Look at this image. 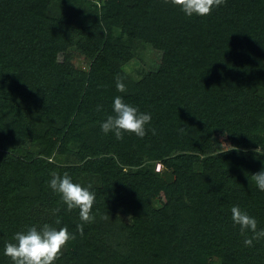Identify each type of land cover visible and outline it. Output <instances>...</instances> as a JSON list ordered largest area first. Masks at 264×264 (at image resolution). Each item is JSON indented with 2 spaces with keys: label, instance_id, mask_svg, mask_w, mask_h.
Returning a JSON list of instances; mask_svg holds the SVG:
<instances>
[{
  "label": "trees",
  "instance_id": "1",
  "mask_svg": "<svg viewBox=\"0 0 264 264\" xmlns=\"http://www.w3.org/2000/svg\"><path fill=\"white\" fill-rule=\"evenodd\" d=\"M97 2L0 0V264L15 233L45 223L76 234L55 264H264V239L245 247L231 219L238 204L264 229L252 180L264 169V0L191 18L164 0ZM143 45L161 59L133 78L123 66ZM117 96L151 113L156 134H104ZM225 128L234 145L216 151ZM151 153L164 173L144 169ZM54 172L95 193L83 236Z\"/></svg>",
  "mask_w": 264,
  "mask_h": 264
},
{
  "label": "clouds",
  "instance_id": "2",
  "mask_svg": "<svg viewBox=\"0 0 264 264\" xmlns=\"http://www.w3.org/2000/svg\"><path fill=\"white\" fill-rule=\"evenodd\" d=\"M93 2L97 7H101L97 0H93ZM164 2H170L174 7L179 8L186 17L191 18L193 16H209L215 8L224 5L226 0H164ZM122 80V77H116V89L121 93L126 91ZM97 110H99V106ZM112 110L113 115L107 116L100 125L104 134L112 133L117 140H122L126 133L134 134L141 139L146 136L149 130L152 135L156 134L155 128L147 127L152 119L151 113L140 112L137 107L126 103L121 96L114 98ZM252 180L257 188L264 192V169L253 174ZM49 187L60 195L68 211L79 209L81 223L76 226V233L83 236L84 224H91L95 221V215L92 213L95 193L89 190L91 185L82 187L79 183H74L67 172L62 176L54 172ZM58 211V208L53 210V214ZM109 218V215L103 217V219ZM231 219L234 226L239 227L245 247H252L253 241L264 239V229L258 230L257 220L246 210L241 209L238 204L231 208ZM55 223L59 224V219ZM75 239L76 234L70 232L67 227L57 229L45 223L40 227L32 226L26 231L15 233L13 242L5 244L4 255L11 260L12 264H54L62 255L65 246Z\"/></svg>",
  "mask_w": 264,
  "mask_h": 264
},
{
  "label": "rangeland",
  "instance_id": "3",
  "mask_svg": "<svg viewBox=\"0 0 264 264\" xmlns=\"http://www.w3.org/2000/svg\"><path fill=\"white\" fill-rule=\"evenodd\" d=\"M100 1H107V0H100ZM119 29L115 30V34L119 36ZM70 54V63L72 65H74L75 67H77L78 69H82V70H87L88 64L90 62V59L87 58L84 53L82 52H78L74 49H71L69 51ZM138 54L134 55L131 60L125 64L123 66V70L130 76H132L133 78L137 77V72L139 71V69L141 67H146L147 69H153V67L155 66V64H158L160 59H161V52L157 51L147 45H143L141 47L138 48L137 52ZM62 56V54H60ZM30 140H26L24 143H26V145H29ZM234 145L233 142V136L231 133V130L229 128H225L221 131H219L214 140H213V144H212V148H214L216 151H222V150H226L228 148H231ZM31 149V148H30ZM5 155H10L15 157V154L10 153V152H5ZM156 157H158L156 155V153H151L150 155L146 156V160L143 163V167L144 169H154L155 171H160L162 173H164V169L165 168H161L159 170H156V166L157 163L155 162ZM158 167V166H157ZM169 173L166 174L167 178H168ZM167 198V194L165 191H161L159 192V194L155 195L154 199H153V205L155 207H161ZM35 207L39 208L37 205H35ZM67 252V246H65V248L62 250V254ZM55 264V262H54Z\"/></svg>",
  "mask_w": 264,
  "mask_h": 264
},
{
  "label": "built area",
  "instance_id": "4",
  "mask_svg": "<svg viewBox=\"0 0 264 264\" xmlns=\"http://www.w3.org/2000/svg\"><path fill=\"white\" fill-rule=\"evenodd\" d=\"M158 166V167H157ZM157 166H156V168L159 170L160 169V164L159 163H157ZM156 169V170H157Z\"/></svg>",
  "mask_w": 264,
  "mask_h": 264
}]
</instances>
